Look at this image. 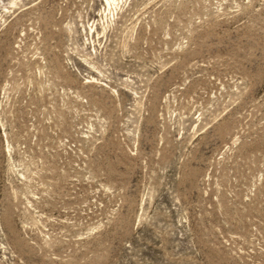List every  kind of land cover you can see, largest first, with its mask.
I'll return each mask as SVG.
<instances>
[{"label": "rangeland", "instance_id": "obj_1", "mask_svg": "<svg viewBox=\"0 0 264 264\" xmlns=\"http://www.w3.org/2000/svg\"><path fill=\"white\" fill-rule=\"evenodd\" d=\"M0 264H264V0H0Z\"/></svg>", "mask_w": 264, "mask_h": 264}, {"label": "bare ground", "instance_id": "obj_2", "mask_svg": "<svg viewBox=\"0 0 264 264\" xmlns=\"http://www.w3.org/2000/svg\"><path fill=\"white\" fill-rule=\"evenodd\" d=\"M111 1V0H110Z\"/></svg>", "mask_w": 264, "mask_h": 264}]
</instances>
